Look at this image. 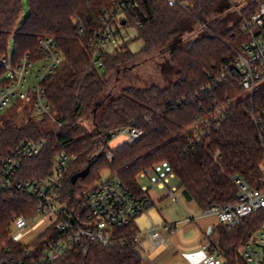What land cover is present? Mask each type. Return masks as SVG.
Returning <instances> with one entry per match:
<instances>
[{
  "label": "trees",
  "instance_id": "16d2710c",
  "mask_svg": "<svg viewBox=\"0 0 264 264\" xmlns=\"http://www.w3.org/2000/svg\"><path fill=\"white\" fill-rule=\"evenodd\" d=\"M135 1L136 5L126 10L125 19L126 24L137 26L143 49L134 53L123 40L103 55L102 65H95L88 43L103 25V10L110 9L113 0H0V55L8 54L13 38L14 60L27 53L37 60L41 57L38 39L43 36L55 37L62 55L44 82L58 124L46 126L45 119L37 120L27 108L9 110L0 120V165L25 139H44L42 151L26 162L22 176H46L57 153L75 154L64 173L61 192L65 198L77 197L79 206L84 205L83 190L98 180L105 167L115 172L113 177L141 193L139 175L160 163H167L179 189L188 190L191 202L201 211L213 204L234 202L237 188L232 176L239 174L253 184L264 158L252 118L260 95L239 98L243 90L237 79L216 83L213 78L233 57L229 40L242 29L243 17L251 15L264 0H189L187 9L171 7L166 0ZM230 3L240 11L236 10V22L222 31L215 23ZM188 16L196 18L207 32L190 30ZM163 51L169 52L176 68L175 80L167 85L158 81L145 86L131 84L110 93L114 72L124 73L138 61ZM3 74L5 69L0 68V77ZM210 85L211 91H206ZM227 103L224 117L216 123L211 118L213 110ZM200 118L210 119L212 125L201 124L197 129ZM132 124L143 129L144 135L112 148L110 132ZM107 151L113 154L111 162ZM74 207L72 202L71 210ZM35 209V202L22 192L0 193V264H19L29 249L40 256L48 245L46 235L57 233L52 229L28 245L9 239L8 213L33 214ZM261 222L253 214L233 229L219 223L213 240L227 264H247L239 248ZM137 230L135 220L115 228L109 246L87 239L69 248L55 264H143L141 249L133 241ZM124 239L126 243H122Z\"/></svg>",
  "mask_w": 264,
  "mask_h": 264
},
{
  "label": "built area",
  "instance_id": "2783aa9c",
  "mask_svg": "<svg viewBox=\"0 0 264 264\" xmlns=\"http://www.w3.org/2000/svg\"><path fill=\"white\" fill-rule=\"evenodd\" d=\"M166 1L171 7L187 9L190 5L189 0ZM135 5V0H113L112 7L103 10V25L95 30L88 43L92 50L93 64L102 65L103 55L112 52L122 43L125 36L123 27L126 24V10ZM237 8L239 12L240 8ZM241 28L249 34V40L245 44L246 52L241 53L233 48V57L229 62H224L222 70L213 79L216 83L237 79L242 90H248L251 95H260V102L253 108L252 118L259 131L264 151V3L251 15L243 17ZM38 43L41 57L37 60H33L29 53L17 61L8 55H0V68L5 69V74L9 75L0 85V116L8 106L33 98L36 110L50 115L57 123L44 82L55 71L62 55L55 37H40ZM211 89L210 85L206 91ZM228 106L229 103L217 106L211 118L219 123ZM210 122L208 118H200L195 127L199 129L205 123L210 127ZM143 135V129L136 124L110 132L112 140H119L118 146L135 142ZM45 143L44 139L27 138L1 160L0 193L13 190L22 192L36 204L33 214L8 213L11 215L9 239L28 245L52 229L57 232L46 235L48 245L40 256H34L29 249L26 251V259L19 264H55L69 248L80 246L87 239L109 246L113 242L115 228L132 224L138 215L153 205L146 186L141 187V193H137L117 177L93 184L82 194L84 205L79 206L77 197L65 198L61 192L62 180L65 171L76 159L75 154L66 151L56 154L52 168L46 176L23 177L21 172L26 162L37 156ZM108 156L112 159L111 151ZM152 173L153 169L149 168L140 176L152 179ZM232 181L237 188V199L234 202L213 204L202 211L203 216H216L219 223L231 229L242 225L247 216L255 214L259 217L262 222L257 238L245 242L243 257L247 264H264V158L253 184L239 174L233 175ZM168 182V178L159 177L154 183L165 188ZM179 190L176 187L169 188L168 196L174 203H182V199L177 196ZM72 202L75 204L73 210ZM37 216L43 217L41 224L35 223ZM176 229L175 224H153L145 230H137L133 241L141 250L145 244L153 249L166 247L172 242ZM252 235L255 233L250 234ZM122 243H126V239ZM201 248L204 251L203 264H224L214 240L202 242Z\"/></svg>",
  "mask_w": 264,
  "mask_h": 264
},
{
  "label": "rangeland",
  "instance_id": "374dc122",
  "mask_svg": "<svg viewBox=\"0 0 264 264\" xmlns=\"http://www.w3.org/2000/svg\"><path fill=\"white\" fill-rule=\"evenodd\" d=\"M232 3V2H231ZM230 3V8H227L226 13L219 19L217 23H215V26H218V29L222 31L228 30V28L236 22V18L238 16V13L236 12L237 7H232ZM25 11H28L27 4L25 5ZM187 26L190 30L195 31L197 34L206 33L207 31L202 29L199 25V21L194 18L193 16H188L187 18ZM124 32V41H127L129 44V48L132 52L138 53L140 52L144 47V41L142 39L138 38V29L137 26L131 25L129 23L125 24L123 27ZM249 40V34L248 32H245L243 29H240L238 31V34L234 36L232 39L229 40V43L231 46L236 49L237 51L241 53H245V44ZM15 53V42L12 38L9 42V49H8V56L13 59ZM176 68L171 62V58L168 51H163L156 56L143 59V61H138L137 64H134L131 66L128 71L122 73L118 72L115 75L112 74L111 76V85L108 87V89L111 91L110 93H114V90H117V93L121 90L122 87L135 84L140 86H145L146 84L151 83L152 81H158L163 85H167L170 81H173L176 79ZM8 73L3 74L0 77V81L4 80L8 77ZM118 79V80H117ZM164 80V81H163ZM118 83V84H117ZM261 84V83H260ZM115 85V86H114ZM119 87V88H118ZM249 94L248 90H243V93L239 96V98H246ZM27 108L29 111H31L35 118L37 120L45 119V125L48 127H55V121L54 119L45 113H41L36 110L35 108V101L33 98H29L27 100L19 101L16 106L10 105L8 106L3 114L0 116V120L8 114L9 110H24ZM53 115H55L53 113ZM119 140H112L110 142V146L114 148L117 146ZM108 152H106V157L111 162L113 159L111 157L109 158ZM115 172L110 167H105L102 169L99 173V178L94 182V185H97L101 183L102 181H106L114 176ZM164 179L168 178L169 182L167 187L162 188L159 185L155 184L154 182L157 181L158 178ZM138 182L140 183L141 187L146 186L147 188H150V193L157 200V205H153L149 207L142 215H138L136 218V222L139 225L141 230H145L147 228H150L152 226V223L155 224H162V222L167 220H173V221H182L185 218V213L188 211V215H193L196 218L197 216H202L203 212L199 209V207L195 204V202H189L182 194V189H180L177 192V196L182 199V203H173L171 198L168 195L169 188L176 187L179 188V182L178 179L174 177L171 173L168 172V165L167 163H160L158 164L154 169L152 173V179H149L148 177H142L139 175ZM93 186V185H91ZM89 186L87 189L83 190L82 193L89 190L91 188ZM165 196L164 200L158 201V199L162 196ZM189 215V216H190ZM188 216V217H189ZM43 221L42 216H37L35 218L36 224H41ZM255 235L249 236L247 238V241H253L257 238L258 229L254 232ZM245 244V243H244ZM241 245L239 248L240 255L243 256L245 245ZM141 251V250H140Z\"/></svg>",
  "mask_w": 264,
  "mask_h": 264
},
{
  "label": "crops",
  "instance_id": "0c3cea01",
  "mask_svg": "<svg viewBox=\"0 0 264 264\" xmlns=\"http://www.w3.org/2000/svg\"><path fill=\"white\" fill-rule=\"evenodd\" d=\"M147 190L153 205H157L158 202L151 195L150 188ZM165 196L160 197L158 201L164 200ZM189 215L187 211L182 221L165 219L162 224L156 223V225L175 224L177 229L172 242L166 247L153 249L146 244L143 245L141 250L143 264H203L204 251L201 248V243L209 239L213 240V233L219 225V221L213 215L197 216L198 218ZM153 224L155 223L153 222ZM137 226L140 229L138 224Z\"/></svg>",
  "mask_w": 264,
  "mask_h": 264
},
{
  "label": "water",
  "instance_id": "95a60500",
  "mask_svg": "<svg viewBox=\"0 0 264 264\" xmlns=\"http://www.w3.org/2000/svg\"><path fill=\"white\" fill-rule=\"evenodd\" d=\"M182 194L188 201L192 200V196H191V194H190V192L188 190L183 189L182 190ZM224 264H227V263L224 261Z\"/></svg>",
  "mask_w": 264,
  "mask_h": 264
}]
</instances>
